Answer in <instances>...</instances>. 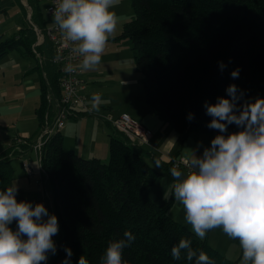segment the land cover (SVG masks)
Wrapping results in <instances>:
<instances>
[{"label":"trees","instance_id":"1","mask_svg":"<svg viewBox=\"0 0 264 264\" xmlns=\"http://www.w3.org/2000/svg\"><path fill=\"white\" fill-rule=\"evenodd\" d=\"M130 2L133 16L116 39L130 42L144 101L173 131L183 137L191 131L215 137L218 131L207 127L211 117L204 104L226 96L230 84L244 91L241 103L264 97V0ZM27 3L32 9L30 21L44 35L43 42L32 47L37 38L30 24L0 39V58L15 49L40 58L38 137L48 110V86L55 96L60 90L52 44L45 36L50 21L39 0ZM219 61L227 65L222 72ZM236 68L240 75L233 79L230 73ZM190 112L195 114L191 122L187 119ZM110 131L106 163L65 150L60 132L51 135L42 148L40 175L51 184L53 213L59 223L57 254L50 255L47 264H61L64 247H71L73 264L80 256L89 264H100L109 242L122 238L125 231L136 236L123 252L127 264H191L172 259L171 249L180 239H191L192 247L203 250L215 264H241L170 216L174 196L159 200L151 194L162 171L145 161L140 147L129 144L112 126ZM228 131L238 129L232 125ZM34 142L21 146L31 149ZM170 165L171 161L163 167ZM12 172L11 161L1 157L0 191L13 185ZM17 200L27 201L20 189ZM10 227L15 228V222Z\"/></svg>","mask_w":264,"mask_h":264},{"label":"clouds","instance_id":"2","mask_svg":"<svg viewBox=\"0 0 264 264\" xmlns=\"http://www.w3.org/2000/svg\"><path fill=\"white\" fill-rule=\"evenodd\" d=\"M54 22L65 43L82 59L68 63L65 71L93 70L101 63L109 37L115 32L118 18L111 9L114 0H55ZM222 72L227 65L218 62ZM240 69L231 71L239 78ZM226 96L216 103L204 104L211 117L207 127L217 130L201 155L192 150L185 160L189 171L170 169L175 178L173 195L185 210V221L203 240L215 228L238 239L244 262L264 264V97L245 101L244 91L236 84L226 88ZM101 94L91 97V110L99 111ZM194 113H188L191 122ZM235 125L238 131L229 132ZM159 166V164H157ZM18 186L0 191V264H47L57 254L53 239L59 232L58 217L43 203L17 200ZM15 222V228L10 225ZM136 236L125 231L122 238L109 242L100 264H127L123 257ZM61 264H73L71 247H64ZM174 261L191 264H215L203 250L192 247L191 239H180L171 249ZM77 264H89L80 256Z\"/></svg>","mask_w":264,"mask_h":264},{"label":"crops","instance_id":"3","mask_svg":"<svg viewBox=\"0 0 264 264\" xmlns=\"http://www.w3.org/2000/svg\"><path fill=\"white\" fill-rule=\"evenodd\" d=\"M21 2L24 6L25 15L27 16L29 25L31 24L33 27L30 21L32 9L28 5L27 0H21ZM117 35L118 33H113L109 37L101 63L93 70L83 71L79 75L83 82V90L81 91V94L84 99L85 106L91 109V97L94 93H99L101 94L102 104L100 105L99 111L96 112L101 113L107 110L119 112V110H121V113L129 114L134 121L139 123L142 127L150 130L152 137L148 147H145L146 145H138V147H140L143 151L144 157L150 158L152 166L154 165L158 168L157 164H159V166H163L173 159H188L194 149L197 150V155H201L203 147L209 146L210 141L214 138V136L196 131L189 132L185 137L181 134L176 135L172 133V128L165 121L160 119L157 114L145 103L143 92L141 90V77L138 75L135 67L131 68L128 73H119L116 70V57L114 53L118 48H115V45L120 44L121 41H123L117 40ZM125 45L128 47L129 44L125 43ZM36 46L38 45L34 43L32 47ZM14 52H16V62L13 66L19 67L20 64L18 61H20V57L17 55L21 54V50H14ZM38 57L39 56L34 57V59L37 60V66H41L40 58L38 59ZM81 59L82 58L80 57V60ZM27 66L28 67L25 69H21L20 73L28 91L21 95L10 90V77L7 72H2L0 74V97L6 101V104H8V111H14L23 106L26 108L27 101L29 100L27 93L36 91V82L32 79L29 80V77H26L32 70L31 62H29V65ZM37 66L33 68L34 71L37 70ZM31 75L32 73H30V77ZM39 78L41 82V75ZM117 85L129 86L132 89V92L126 93L123 96L122 104L118 103V99L116 97L117 92L115 91V88ZM38 106L39 104L34 108L33 115L26 111L29 110L27 107L21 114L20 120L17 119V116L10 114L9 112H5L2 108L0 109L2 112L0 113V158H8L11 161V166L16 155L20 156L18 159L21 165L23 162L28 164L29 162L30 164L32 163V158L30 156L35 154L29 147L24 148V146L17 145L16 139L24 138L31 143L34 142L32 141V135L35 133L34 129L37 125L35 118ZM91 114L95 115V111L92 110ZM87 115H83L79 119L70 117L65 122V127L60 132L63 136L64 147L65 144H68L70 150H74L76 154L82 158H98L100 160H107V145L109 143L108 140L109 134L111 133V126L102 121L103 114L96 115V118H86ZM113 116L116 117L118 115L114 114ZM166 176L165 182H170L173 187L172 190L168 192V195L165 194L166 190L160 186H156L157 181L151 191L153 196L159 200H164L173 195L176 180L170 174H167ZM162 179L163 177L159 180L161 181ZM172 208L170 210V216L192 230L191 225L187 224L184 219L185 210H181L180 213H176L172 211ZM205 238L207 239L208 244L220 252L223 256L229 259H237L241 264H245L242 258V248L239 241L228 237L223 232L222 228L210 230L206 234Z\"/></svg>","mask_w":264,"mask_h":264},{"label":"rangeland","instance_id":"4","mask_svg":"<svg viewBox=\"0 0 264 264\" xmlns=\"http://www.w3.org/2000/svg\"><path fill=\"white\" fill-rule=\"evenodd\" d=\"M45 2L44 0H39L42 11L46 13L47 2L46 3ZM111 10L115 12L118 18L117 28L114 33H118L119 35L122 29V25L125 22L130 21L133 16V9L131 6V2L130 0H114V6ZM28 25H29V21L27 19V16L25 15L24 6L22 5L21 0H0V39L2 40L8 39L12 37L15 33H17L20 28H27ZM122 40L123 41H121L120 44L115 45V48H118L117 50H115V53H114L116 57L115 68L119 73H128L131 68L135 67L133 51H132V47L129 41L126 39H122ZM125 43L129 44L128 47L127 45H125ZM15 56H16V52L12 50V52L10 51L9 53H7L6 55L0 58V74L2 72H7L8 76L10 77V83H9L10 90L16 94L21 95L23 93H26L28 90H27L26 85L24 84L20 71L21 69H25L26 67H28L27 65H29V62H31L32 70L31 72L28 73L26 77L27 78L29 77V80L32 79L34 82H36V91L27 93V96H29V100L27 101L26 108L28 107L29 110H26V111L30 112V114L33 115L34 108L40 102V78H39L40 71H38V69L35 71L33 70V68L37 66V60L34 59V57L31 56L30 54H25L24 50H21V54L17 55L18 57H20V61H18L20 66L15 67L13 66V64L16 62ZM30 73H32L31 77H30ZM138 75L141 77L140 73H138ZM141 90H142V84H141ZM115 91L117 92L116 97L118 99V103L122 104L123 96L126 93L132 92V89L129 86L117 85L115 88ZM7 107H8V104H6V101L4 99H1L0 97V109L2 108L4 109L5 112H9L10 114L17 116L18 120H20L21 114L26 109L23 106L20 109H17L14 111H8ZM119 112L107 110L105 112L99 113L95 111V115L94 114L87 115L86 118H96L97 117L96 115L103 114L102 121L104 122L103 116L110 115L114 117L113 116L114 114L115 115L121 114V110H119ZM0 113H2L1 110H0ZM35 122H37V125L35 126V129H34L35 133L32 135V139H33L32 141H34L38 135L37 132H38L39 127H38L37 116L35 118ZM172 133L179 135V133H176L175 131H172ZM145 147H148V145H146ZM64 148L65 150H70L68 144H65ZM18 157L20 156L16 155L12 162L13 163L12 164V168H13L12 183L13 185L15 183L17 184L18 189L22 191L23 196L27 201H31L33 203H43L49 209V211L53 213L52 198H51L52 197L51 196L52 195L51 184H49V182L46 181L44 176L40 175V168H39L36 156L31 155L30 157L32 158V163L31 164L30 162L29 164L27 163L29 169L31 170V176L25 173ZM83 159H86V158H83ZM144 159L149 165L152 166V163L150 162L151 160L149 157H144ZM107 161L108 159L102 160V162L104 163H106ZM161 166H158V168L156 166L153 167L157 169V171H162V176L160 178L163 177L161 181L159 180L160 178L157 180L156 186L162 187L164 190H166L165 194L168 195V192H170L173 187L170 182H167V181L165 182V177H167L166 176L167 174L171 175L170 173L171 167L168 168V167H163V166L161 167ZM181 170L184 171L183 169ZM181 210H184L182 204H180L178 201L175 200L172 211L176 213H180ZM57 237H58V234L53 237L55 242L57 240ZM237 241L239 240L237 239ZM245 264H250V262H245Z\"/></svg>","mask_w":264,"mask_h":264},{"label":"built area","instance_id":"5","mask_svg":"<svg viewBox=\"0 0 264 264\" xmlns=\"http://www.w3.org/2000/svg\"><path fill=\"white\" fill-rule=\"evenodd\" d=\"M44 1L47 2L46 15L50 21L48 27L46 28L45 36L52 44V62L57 67V81L60 94L59 96H55L48 86V91L45 95L48 110L44 114V122L41 128V133L37 137L34 144L31 145V150L36 156L40 169L42 148L47 139L51 135L61 132L65 127L66 120L70 117L79 119L83 115L92 113V110L85 106L84 99L81 94V91L83 90V82L79 77L81 71L69 73L64 70L68 63H79L80 56L72 52L74 45L65 43L61 31L54 22L52 9L56 6L55 0ZM34 30L37 36L36 45H39L43 42L44 35L36 27H34ZM103 120L112 126L117 132L124 135L129 144L135 146L148 145L151 140V131L142 127L127 113H121L116 117L105 115L103 116ZM16 144L19 146L30 145L28 140L24 138H17ZM185 160L186 159L184 158L171 160V169L177 168L178 170L183 169L185 172L189 171L185 164ZM22 167L28 175H31V170L26 162L22 163Z\"/></svg>","mask_w":264,"mask_h":264}]
</instances>
